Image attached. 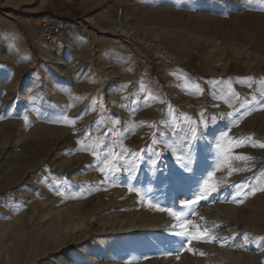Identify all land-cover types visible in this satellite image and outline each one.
<instances>
[{
  "label": "rangeland",
  "instance_id": "374dc122",
  "mask_svg": "<svg viewBox=\"0 0 264 264\" xmlns=\"http://www.w3.org/2000/svg\"><path fill=\"white\" fill-rule=\"evenodd\" d=\"M94 2L40 0L77 32L66 50L30 4L0 0V264H264V0L229 27L172 19L157 44L126 1ZM209 172L217 190L190 213ZM151 218L169 232L124 239ZM185 219L212 242L175 235Z\"/></svg>",
  "mask_w": 264,
  "mask_h": 264
},
{
  "label": "crops",
  "instance_id": "0c3cea01",
  "mask_svg": "<svg viewBox=\"0 0 264 264\" xmlns=\"http://www.w3.org/2000/svg\"><path fill=\"white\" fill-rule=\"evenodd\" d=\"M11 3H28L32 14L28 18L35 20L36 26L39 25L40 0H8ZM96 4H104L108 0H93ZM129 5L130 16L137 27H143L147 31L151 41L157 44L163 41L164 28L170 26L171 20L180 22L181 29H188L189 20H206L209 26L213 23H223L230 26V21L236 17L245 15L247 7L250 9L253 0H123ZM14 10V8H11ZM102 13L96 15L95 19L109 25L110 8L100 9ZM112 11V10H111ZM249 11V10H248ZM244 12V14L242 13ZM97 13V11H96ZM207 26L209 29L211 27ZM183 29V30H184ZM212 30V29H211ZM207 31V30H206ZM225 35V33H224ZM227 36V35H225ZM159 37V38H158ZM56 47V46H54ZM51 47V48H54ZM156 50L157 47L155 46Z\"/></svg>",
  "mask_w": 264,
  "mask_h": 264
},
{
  "label": "snow or ice",
  "instance_id": "6c2138e0",
  "mask_svg": "<svg viewBox=\"0 0 264 264\" xmlns=\"http://www.w3.org/2000/svg\"><path fill=\"white\" fill-rule=\"evenodd\" d=\"M195 87L198 88V85ZM233 95H236L233 93ZM191 133L193 138H196V129L192 128ZM224 136H227V133H224ZM245 139H251L250 137L245 138ZM242 143H236L235 147H242ZM217 147H221L220 144L217 145ZM173 152L176 151L175 148L172 149ZM159 155V154H157ZM237 160H248L251 159L250 157H246L244 155H238L235 157ZM178 160H181L182 166L187 169L189 167V164L191 162V148H189L188 154L185 156H177ZM116 160V157H112V160L106 161L105 167L110 168L112 171H119V168L116 167V164L114 161ZM101 171H104V169H101ZM208 179L204 180V187L200 189L199 194H195V198L192 200H186L182 204V208L188 209L190 213H194V208L192 207L193 205L198 204L201 200L207 199L212 192H215L217 189L215 186L210 185V181L214 177L213 172H209L208 174ZM129 191H133L132 188H129ZM137 194L140 195L139 190H137ZM157 210L160 211H166L171 217H173L176 221H181L182 216L185 214L182 211H175L172 208H161L159 206H156ZM176 227H180L181 231L176 232L175 235L180 236V237H185L187 238L188 242L190 243L192 240H197V241H202V242H212V240L209 238V233L207 230H201L199 228V225H193L191 220L185 219L183 223H178ZM194 229V230H193ZM223 246V244L221 245ZM192 249L189 248V251ZM203 255V253H201Z\"/></svg>",
  "mask_w": 264,
  "mask_h": 264
},
{
  "label": "bare ground",
  "instance_id": "6f19581e",
  "mask_svg": "<svg viewBox=\"0 0 264 264\" xmlns=\"http://www.w3.org/2000/svg\"><path fill=\"white\" fill-rule=\"evenodd\" d=\"M120 29V28H119ZM142 217V216H141ZM63 218V217H62ZM160 218V217H159ZM66 219V218H65ZM95 219V218H94ZM139 219V218H138ZM142 219V218H141ZM146 219V218H145ZM153 219L152 221H139V222H134L132 224V229L131 231L127 232V233H124L123 236L124 239H126L127 241L133 243L134 241H141L142 237H148V236H160L162 235V232H169L167 231L166 229H161V227L163 226L162 223H165V221L161 220V221H156V219L154 220V218H151ZM62 220V219H61ZM68 222L67 220L65 221V223ZM162 222V223H161ZM69 224V223H68ZM83 229L80 230L82 227H80L79 225H74L75 227L73 228L74 232L75 233V230L79 229L78 230V233H82L83 231H87V229L89 228L90 224L89 223H81ZM112 225V224H110ZM165 225V224H164ZM111 233H114V234H118L120 235V233L122 232V226L120 225H113L111 226L109 229H108ZM127 230V229H126ZM125 230V231H126ZM65 231V229H64ZM69 231V230H68ZM101 231L105 232L107 230L105 229H102ZM77 232V231H76ZM124 232V230H123ZM66 233V231H65ZM85 233V232H84ZM62 235V234H61ZM165 235V234H164ZM64 236V235H63ZM66 236H68L66 234ZM65 236V237H66ZM61 238V237H60ZM62 239V238H61ZM15 240V239H14ZM154 240V239H153ZM125 247V246H124ZM152 247V246H151ZM129 248V247H128ZM147 248V247H146ZM149 249V248H147ZM151 249H149L150 251ZM153 250V249H152ZM211 252V251H210ZM150 254V253H149ZM213 254V253H212ZM149 256V255H148ZM222 256V255H220ZM116 258V257H115ZM145 259V258H144ZM220 259V257H219ZM218 259V257H214L213 255L209 254L207 255V258L203 261V264H219L221 263V261ZM223 259V258H222ZM114 261V260H113ZM124 262V261H123Z\"/></svg>",
  "mask_w": 264,
  "mask_h": 264
},
{
  "label": "built area",
  "instance_id": "2783aa9c",
  "mask_svg": "<svg viewBox=\"0 0 264 264\" xmlns=\"http://www.w3.org/2000/svg\"><path fill=\"white\" fill-rule=\"evenodd\" d=\"M121 17L122 12L119 9L117 19L121 20ZM64 23L62 19L50 15H43L39 18L38 34L46 46L60 45L66 50L72 47L77 38V32L65 29Z\"/></svg>",
  "mask_w": 264,
  "mask_h": 264
},
{
  "label": "trees",
  "instance_id": "16d2710c",
  "mask_svg": "<svg viewBox=\"0 0 264 264\" xmlns=\"http://www.w3.org/2000/svg\"><path fill=\"white\" fill-rule=\"evenodd\" d=\"M7 194H8V192H4V193L0 194V196H4V195H7Z\"/></svg>",
  "mask_w": 264,
  "mask_h": 264
}]
</instances>
